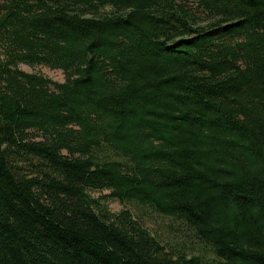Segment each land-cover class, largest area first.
Instances as JSON below:
<instances>
[{
	"label": "trees",
	"instance_id": "16d2710c",
	"mask_svg": "<svg viewBox=\"0 0 264 264\" xmlns=\"http://www.w3.org/2000/svg\"><path fill=\"white\" fill-rule=\"evenodd\" d=\"M145 214L264 264V0H0V264H212Z\"/></svg>",
	"mask_w": 264,
	"mask_h": 264
},
{
	"label": "rangeland",
	"instance_id": "374dc122",
	"mask_svg": "<svg viewBox=\"0 0 264 264\" xmlns=\"http://www.w3.org/2000/svg\"><path fill=\"white\" fill-rule=\"evenodd\" d=\"M19 69L28 72V73H38L48 79H50L53 82L62 83L65 80V77L63 73L60 70H52L46 67H28L25 65H19ZM108 194L107 191H102L100 193L94 192L92 195L94 197L100 196V195H106ZM107 207L108 209L113 212L117 213L123 209H129L134 214L136 213L130 206L128 205H122L116 201H107ZM142 224L145 228H147L152 234L158 235L161 239L164 241H168L169 243H173V245H182L186 249V251H190L194 254L201 253L206 258L209 259V261L212 264H217L214 257L211 255V253L202 247L200 244L195 242L192 238H184L183 240L179 239L178 237H175L171 233H168V225L170 224V221L166 218H161L153 214L144 215L142 217Z\"/></svg>",
	"mask_w": 264,
	"mask_h": 264
}]
</instances>
